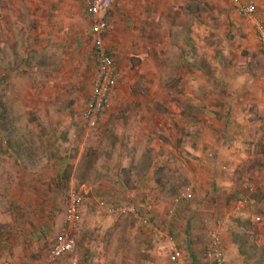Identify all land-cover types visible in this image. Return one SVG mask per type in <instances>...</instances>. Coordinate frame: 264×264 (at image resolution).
<instances>
[{
    "label": "rangeland",
    "instance_id": "rangeland-1",
    "mask_svg": "<svg viewBox=\"0 0 264 264\" xmlns=\"http://www.w3.org/2000/svg\"><path fill=\"white\" fill-rule=\"evenodd\" d=\"M0 1V264H47L48 252L64 227L65 206L71 189L80 191L82 197L81 222L74 233L77 246L53 264H166L167 239H171L185 257L186 264H208L205 249L214 223L217 226L223 222L228 234L240 227L249 231L254 218L257 229L260 232L264 229V190L252 192L251 200L239 210L224 207V193L206 200V204L198 199L200 187H210L199 183L203 177L196 179L198 165L204 159L201 144H207L215 130L208 111L214 107V53L226 51L220 47L229 30L226 21L231 16V8L228 9L227 0H214L200 6L205 31L195 33L200 40L196 43L197 49L191 48L184 37L185 32H192L190 29L184 30L175 23L166 29L167 24L164 27L161 20L156 23L143 20L140 26L144 56L134 58L135 71L126 72V78H122L112 93L110 110L117 112V116L109 121H105L104 116L93 131H88L80 119L95 75L90 51L93 37L90 22L85 17L90 0H79L82 4L71 30L74 37L83 32L82 46H77L78 39L68 34L64 22L60 28L47 22L51 30H56V33H48V37L28 35L25 38L22 24L8 25L1 20L9 14L10 7L6 6L7 0ZM10 1L13 4L15 0ZM27 1L49 3V0ZM185 1L177 4L181 14L199 13L193 12L196 3ZM218 12L222 15L220 18ZM105 18L108 22V17ZM38 24L36 20L35 26ZM138 26L127 24V29L138 35ZM234 29L242 30V27ZM152 32L150 37L146 35ZM217 34L222 36L218 38ZM63 41L69 44L67 48L61 47ZM33 42L46 46L37 51L32 47ZM55 47L59 54L53 53ZM66 51L73 52V58L67 56ZM183 60H191V67ZM194 63H198L200 70L194 69ZM54 64L55 75L51 69ZM26 98H30L29 104ZM44 103L49 106L43 107ZM54 111L67 115L68 125H75L77 131H82V140L92 143L94 163L85 187L67 181L56 195L44 183L48 176L43 173L34 177L36 168L29 169V157L22 156L23 152L33 151V139L39 136L32 133V128L43 133L42 130L56 126L59 121L66 123L64 117L58 120L59 113H52ZM245 111L238 113L242 120L238 123L243 128L244 142H251L255 138L254 129L264 131V119L253 107ZM41 113H47L51 119ZM21 132L25 135H19ZM10 143L20 144L22 149L16 151ZM37 155L42 158L36 161L44 163V152L39 151ZM24 169L30 170L29 174ZM47 169L52 172V167ZM235 171L239 175L246 173L242 176L248 178L261 172L254 167ZM221 173L228 189L231 177L225 174L229 171L224 167ZM13 176L23 180L24 185L34 184L40 192L30 193L29 197L24 195V189L15 183ZM240 184L245 191L243 182ZM189 192L191 199H183ZM180 196L181 200L175 202V197ZM44 203L53 208L52 214L43 211ZM112 209L118 211L111 212ZM170 210L173 215L168 220ZM224 213L228 219L219 222L221 218L216 217ZM137 217L153 222L163 235L142 228ZM249 236L250 239L239 236L243 240L244 259L247 256V264H264V249L256 246L254 236L250 233ZM241 238L236 241L241 242Z\"/></svg>",
    "mask_w": 264,
    "mask_h": 264
},
{
    "label": "crops",
    "instance_id": "crops-1",
    "mask_svg": "<svg viewBox=\"0 0 264 264\" xmlns=\"http://www.w3.org/2000/svg\"><path fill=\"white\" fill-rule=\"evenodd\" d=\"M188 1L189 4L196 3L193 12L197 11L199 12L198 14H181V10L178 8V5L181 4V0H118L116 2L107 14L109 28L104 33L103 38L107 52L113 58L120 72L118 86L120 81H123L122 78H126V72L130 70L135 71V65L133 63L134 58L142 59V56H144L141 50L143 33L140 26L143 20L145 23H147V21L156 23V21L161 20V23H164V27L167 24L168 28L166 27V29L171 28L174 23L182 26L184 30L188 31V29H190L192 32H185L184 37L189 42L188 44L191 48H198L196 43H200V40L195 33H203L205 31V23L203 22L205 17L204 12L200 14V11H202L200 6H204L205 2H213L214 0H187L185 2ZM252 1L255 3L257 12L264 23V0ZM227 2L228 9L229 7L231 8L229 10L231 16L226 21L229 24V30L225 34L223 47H220L226 49V51H216L214 53V107L209 108L208 111L209 119L212 120L215 130H213L214 135H211L210 141L207 144H201V151L204 152V159L201 160L198 165L196 180L198 181V178L203 177L199 183L201 185L208 184V186H210L200 187L201 185H197L201 190L200 194H198V199L202 201L203 204H206V200L216 198L217 196L220 197L224 193V207L228 210H231L233 207L239 210V208L243 206L237 207L236 202L238 200L247 199L250 201V196L253 194L252 192H255L257 189L264 190V188H262L264 184V131L261 132L258 129H254L252 132L255 137L254 140H251V142H244L245 138L242 133L243 128H241L238 123V121H242L238 113H242L244 110L247 112V108L250 107H253L257 115L264 119V60L253 28L237 14L233 6L231 7V1L227 0ZM81 4L82 2L79 0H49V3L43 5L37 3L31 4V2L27 0L21 2L15 0L12 4V1L7 0L6 6L8 8L10 7V11L9 14L1 18V20L8 25L22 24V32L25 38L31 35L41 39L48 37V33H56V30H51V26L49 24L47 25V22H51L54 28H60L63 25L62 22H64V27H67L66 29L69 30L68 34L70 33L71 37H74L72 36L71 30H73L74 24H76V12ZM1 5L2 3L0 1V6ZM11 8L15 9L11 11ZM177 9L180 11V14H177ZM221 16L222 15L218 12L217 17L220 18ZM35 19L39 23L37 26H35ZM231 19L234 20L232 21ZM58 23H61V25L58 26ZM24 24H26V26H24ZM30 24H32L31 30H29ZM127 24H138V35L130 33L129 29H127ZM182 24L185 25L183 26ZM234 27H242V30H236ZM161 29H163V27H161ZM7 31L10 35L8 28ZM60 33L62 37L63 33ZM157 33H160V31L158 30ZM153 34L152 32L146 35L150 37ZM75 35H78L74 37L78 39L76 42L77 46L84 45L83 40L85 41V38H81L83 32ZM216 36L220 38L222 35L217 34ZM130 39L133 40L130 41ZM65 42L66 41H63L61 47L67 48L69 46V44L65 45ZM37 44V42H33L32 46L33 49L37 51L44 49L46 46L44 43L41 45ZM55 50L56 47L53 53H60L58 50ZM90 51L91 54H93V46L92 49L90 48ZM66 52L67 56L73 58V52ZM196 52L198 53V51ZM49 54H51V52H49ZM190 61L191 60H183L187 66L190 65L191 67ZM150 62L153 63L151 60ZM92 63L94 67V62ZM194 65L195 70H200L198 63H194L193 66ZM22 69L23 68H20L21 71ZM51 69H53V75H55V64ZM69 69L70 67L65 70L67 71ZM60 70L62 71V64ZM22 76H24L23 73ZM43 79L44 81L49 80L47 78ZM53 85H55V83H53ZM26 99H28L27 103L29 104L31 101L30 98ZM34 103L35 101L32 102V104ZM46 106H49V104L44 103L43 107ZM52 113H59L57 119L61 120L64 117L63 120H66V123L59 121L56 123V126H50L42 130L43 133H39L37 129L32 128V133L39 136L33 139L35 144L33 151L29 154L23 152L22 156L27 157V159L29 157L27 160L29 169L32 168V166L36 168L35 171H37V173L34 177H39L43 175V173L48 176L46 180L44 179V183H46L50 190L56 195L60 187L67 181L68 184L72 185L76 183V185H80V187H85V184L91 177L94 163L91 154L93 150L90 148L92 143L90 144L86 139L82 140V131H77L75 125H68L69 121L67 120V115L61 114V112L58 111ZM52 113H50V115H52ZM41 114L51 119L47 113ZM116 116L117 112L111 109L105 115L104 120L109 121L115 119ZM53 118L55 119V115H53ZM52 124H54V122H52ZM5 131L8 130L6 129ZM6 133L8 135V132ZM262 133L263 136H260ZM19 135L24 136L25 134L21 132ZM256 135L259 137H256ZM22 141H25V139ZM71 143H73L72 146H70ZM9 146L14 147L16 151L22 149L20 144L14 146L10 143ZM39 151L44 152L46 159L44 163L36 161L37 158L41 157L37 155ZM48 167H52V172L48 171ZM224 167L229 171V173L225 175L231 177L228 189H225V185L228 184L223 182V179L220 177L222 174L221 170ZM251 167L260 168V174H257L255 177L249 176L248 178V176H242L246 175V173H240L239 175L235 171L236 168H246L250 170ZM24 171L27 172L30 170L24 169ZM255 173L256 172H254V174ZM13 177L15 178V183H19L22 189H24V195L27 194L29 197L30 193H34L35 191L40 192V189L34 186V184L30 183L24 185L22 184L23 180L19 177ZM63 178H65V181L62 180ZM242 182V185L245 186V191L241 188L240 183ZM6 183L8 182H5V184ZM6 187L7 186H5V189ZM250 189H252V191H250ZM3 191L4 190H2V192ZM43 197L47 198L46 196ZM41 207L46 214H52L54 212L53 208L46 203L42 204ZM213 209L214 212H217L216 208ZM228 217L229 216L224 213L216 218H221V220L218 219L220 222L222 220H227ZM252 221L253 224L251 228H249V231L240 227L237 231L231 230L228 234L226 230L227 227H224L225 224L223 225L222 247L227 257V264H247L248 262L247 256L246 259H244L245 253L242 250L244 246L242 245L243 240L239 236L250 239V233L256 240V246L264 249V229L260 232L256 227V219L252 218ZM215 227L214 223L211 230ZM237 238H241V242L239 240L236 241Z\"/></svg>",
    "mask_w": 264,
    "mask_h": 264
},
{
    "label": "built area",
    "instance_id": "built-area-1",
    "mask_svg": "<svg viewBox=\"0 0 264 264\" xmlns=\"http://www.w3.org/2000/svg\"><path fill=\"white\" fill-rule=\"evenodd\" d=\"M118 0H90L85 10V17L90 22V34L93 37V58L95 64V75L92 80L90 95L86 98L85 105L81 112V122L88 131L95 130L103 121V117L111 108V97L120 79V72L108 54L103 34L108 30L109 24L105 17ZM201 1V0H199ZM237 14L244 19L254 30L264 60V23L257 12V7L252 0H230ZM252 191V189H250ZM191 193L183 195V199H191ZM180 197H175L179 202ZM247 199L236 202L237 207L247 203ZM82 197L80 191L71 189L68 193L65 222L60 235L51 246L47 264H53L63 256L72 253L77 246L75 231L81 222ZM132 210V209H131ZM118 211L117 210H110ZM173 211L168 212V220L172 217ZM139 225L146 230L159 232L157 226L146 218L137 217ZM224 223H217V226L210 231L209 242L205 250V258L208 264H227V257L222 247ZM167 262L166 264H186L184 256L175 246L171 239H167Z\"/></svg>",
    "mask_w": 264,
    "mask_h": 264
},
{
    "label": "trees",
    "instance_id": "trees-1",
    "mask_svg": "<svg viewBox=\"0 0 264 264\" xmlns=\"http://www.w3.org/2000/svg\"><path fill=\"white\" fill-rule=\"evenodd\" d=\"M62 180H64L65 181V178H63ZM66 182H64V184H65Z\"/></svg>",
    "mask_w": 264,
    "mask_h": 264
}]
</instances>
